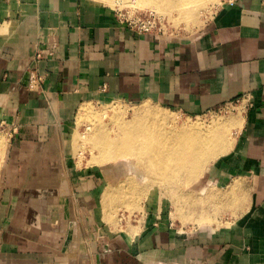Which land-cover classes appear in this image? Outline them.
I'll return each mask as SVG.
<instances>
[{"label":"crops","instance_id":"obj_1","mask_svg":"<svg viewBox=\"0 0 264 264\" xmlns=\"http://www.w3.org/2000/svg\"><path fill=\"white\" fill-rule=\"evenodd\" d=\"M106 98L192 115L243 104L207 169L211 226L176 229L159 201L136 233L98 221L101 172L62 162L59 137ZM3 125L0 264H264V0H223L196 35L174 38L138 33L97 0H0Z\"/></svg>","mask_w":264,"mask_h":264},{"label":"rangeland","instance_id":"obj_2","mask_svg":"<svg viewBox=\"0 0 264 264\" xmlns=\"http://www.w3.org/2000/svg\"><path fill=\"white\" fill-rule=\"evenodd\" d=\"M97 1H100L106 5L108 4L116 11L119 19L126 25H128V27H132V29L135 31H137V28L134 27L133 24L129 25L128 21H134L137 24L144 25V28H146V30L144 31L145 33H155L161 36L174 38L196 35L206 24V22L211 18L215 9L223 0H213L214 2L207 1L203 5L193 8L194 13L191 14L192 16H189V11L182 12L181 10H170L164 4H158L159 7L161 6L160 8L157 6L153 7L151 5H144L140 3L139 0ZM138 19L144 22V24L139 23ZM143 102L144 101L131 103L117 98H106L92 102L87 101L83 104H85L86 106L89 104L92 112H95L98 115H102L101 119L103 125H105L106 128H109L110 132L113 133L120 131V129H118L119 126L112 123L113 115L115 116L117 113L112 112L113 108L111 109V106L117 108L120 111L118 113L119 117H123L127 121L133 120L134 117L138 116L139 114L141 115V105L143 106L146 104L147 108L149 109L164 108L149 101L144 104ZM239 104L240 103L238 102H234L231 105H223L214 111L206 112L201 115L186 114L168 108L166 110H169L170 114L172 113L171 115L172 117H174L173 119H175V121L179 125H185L188 123L196 126V124L198 123V127H200L201 129H207L208 126H213L217 122H226L227 124V122L233 120L236 111L243 107V104ZM78 114L80 113L77 112L74 119L75 126L65 132L63 137H59L60 143L63 142L67 145V149L65 151H62L61 161L63 162V157L65 159H69L71 165L73 166L72 169H76V171H81L86 168L97 169L101 172L102 186H105L107 182H119L123 179V177L125 179L127 175L128 177H130L129 184H132L131 186L127 185L126 188L120 191V195L111 201L110 208L107 211L102 207V203L100 200L101 191L98 193V195L96 196V201L98 200V203L96 202V204L99 208L98 221H100L107 227H110L114 231L122 232L129 230L131 233H136L142 224V217L146 211L145 209L147 205L157 204L158 201L161 203L163 207V214L168 217V221L174 225V228L179 230L187 231L191 228L211 226L207 225L205 222H199L201 224L196 223V221L199 219L200 214H208L209 217H213V221L216 220L214 218L216 215L214 213L216 212L214 211L216 208V201L212 197L213 195H216L214 191L215 188H212L211 186L207 187V183L205 181L207 176V169L212 162L208 163L205 166L202 174L189 185L180 184V186H178L176 182L161 185L150 181L147 176L143 180L136 181V178L135 176L133 177V174H130L131 176L129 174L125 175V173L121 172L116 166L112 165V163L109 164V162L105 166H103L104 168H107L106 174L104 168H102L99 163H95V161L92 160L93 157L97 155V153L96 150L91 147L88 139L86 140V137H89V134L91 132V126L86 120V117L84 119V117L80 116L81 114ZM4 127L5 125L0 126V139L4 144L2 145L3 149L5 146V142L9 137V133L4 129ZM74 128L76 129V133H78V136L80 135V138L78 137V142H76L79 145H76L77 148L75 150H72L71 132L72 130H74ZM236 130L237 128H232V131L230 133L227 132L226 135L229 141H233V136ZM53 151L55 152V150ZM53 151L50 150L49 154L54 155L52 153ZM107 176L110 179H108ZM164 186L169 187L166 189L163 188ZM170 188L173 190L174 194L171 193ZM189 193H192L193 195H190ZM175 195L178 197L177 199ZM191 196L193 198H191ZM191 199H193L194 203H190ZM90 203L92 204L91 206H93V203ZM196 208H198L200 213H196ZM107 214L108 217H113L111 218V225L108 224V219H106ZM75 219L81 220L80 215H76ZM86 220H90L89 216H87Z\"/></svg>","mask_w":264,"mask_h":264},{"label":"bare ground","instance_id":"obj_3","mask_svg":"<svg viewBox=\"0 0 264 264\" xmlns=\"http://www.w3.org/2000/svg\"><path fill=\"white\" fill-rule=\"evenodd\" d=\"M207 1L213 0H139L140 3L153 7L164 4L170 10L189 11V16L194 13L193 8ZM140 107L141 115L127 121L119 117L120 111L117 108L111 106L112 112L118 114L113 115L112 123L120 129L118 132L112 131L113 133L103 125L102 115L92 112L89 104L87 106L82 104L78 109V113L81 114L78 115L84 119L86 117L91 126V132L86 140L88 139L97 153L92 160L99 163L102 168L108 162L112 163L125 175L133 174L136 181L143 180L147 176L150 181L161 185L171 182H176L178 186L189 185L201 175L208 163L228 152L232 140L229 141L226 134L230 133L232 128L238 129L242 124L240 109L237 110L234 119L227 124L217 122L213 126H208L207 129H201L197 126L198 123L196 126L188 123L179 125L173 119L172 113L166 110L167 108L149 109L146 104ZM78 137L80 138V135L78 136L74 129L71 137L72 150L79 145L76 143ZM2 145L4 144L0 139V161L4 152ZM106 169L105 167L104 171L107 174ZM107 178L110 179L108 176ZM123 179L116 183L107 182L102 187L101 197L106 211L110 208L111 201L120 195V191L127 185H132L129 184L128 175ZM170 191L174 194L171 188ZM111 218L107 214L108 222H112ZM197 222H210V219L200 214Z\"/></svg>","mask_w":264,"mask_h":264},{"label":"built area","instance_id":"obj_4","mask_svg":"<svg viewBox=\"0 0 264 264\" xmlns=\"http://www.w3.org/2000/svg\"><path fill=\"white\" fill-rule=\"evenodd\" d=\"M128 21V20H127ZM139 23L144 24L140 19H138ZM129 25L133 24L134 27L137 28L138 33L143 32L146 30L144 25L137 24L136 22L128 21ZM132 28V27H131ZM41 81V76H39L36 72H31L29 76V86L31 88L37 87Z\"/></svg>","mask_w":264,"mask_h":264}]
</instances>
